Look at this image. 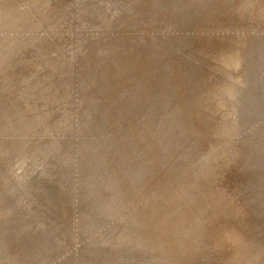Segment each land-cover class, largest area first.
<instances>
[{"label": "rangeland", "instance_id": "obj_1", "mask_svg": "<svg viewBox=\"0 0 264 264\" xmlns=\"http://www.w3.org/2000/svg\"><path fill=\"white\" fill-rule=\"evenodd\" d=\"M189 1L190 3H187ZM244 4H247V6H242ZM240 9H242V13ZM263 13L264 0H0V135L2 136L0 138V263L78 264L82 255L84 256V253H90V256L92 254L96 257L94 259V257L88 256V260L94 261V263L91 264H95L97 260V262H99V260L101 261L100 264H104L102 260L106 259L107 256L111 259V264H120L123 259L124 262L122 261L121 264H169L171 260L172 263L170 264H175L179 261L177 258L180 260L183 259L182 261H184H180L177 264H185L186 257L184 256H187L188 261L193 259L192 264H227L230 261L229 259L235 254V249L237 248L233 247L235 248L233 249L231 247L232 250L220 252L213 247L215 245L214 240L220 237V235L225 237L228 235V238L232 236L233 232L230 229L232 227L233 230H238V234L245 242V248L240 250L239 253V256L245 259L246 263L243 262V264H248L249 262L252 264L251 261L254 262L253 264H256L255 259H258V256H256L255 252H264V181H262V177H264V163L262 164V162H264V148L259 147L258 156L254 159L251 158L246 163L245 153L242 147L247 145V140L242 139L240 136L241 126L237 117L239 112H237L235 100H242L244 95H249L252 89H255L257 86H254L255 78H245V76L248 75L249 77L253 74L258 76L263 74L262 78L264 77V63H261V67L257 64L260 61L264 62V38H261L264 37ZM255 17H257V19L259 17V20L256 21ZM184 18L186 19L184 20ZM261 41L262 43H260ZM156 43L158 45H156ZM242 54L243 57L241 58ZM251 66L254 68L252 69ZM225 84L229 86L232 85L233 90L238 89L239 91L235 90L231 97L226 94L224 95L221 89ZM257 88H259L260 91L262 87L260 88L257 86L256 89ZM262 90L264 91V88ZM261 96L264 98L262 93ZM164 101L167 105L169 103L168 101L172 103L170 105L175 104L173 106H176L177 109V113H174L177 114L175 116L180 118L181 124L188 122L190 128L185 126V131L181 128L182 130L180 129V133L178 130L174 131L177 126V128H179L178 123L177 125L174 124L178 119L175 118V116L174 118L176 120L172 121L173 118L170 119L173 126L171 127V121L166 119L167 107H165ZM48 112L51 113V116ZM73 112L76 114L72 116L71 114ZM205 112L206 114H204ZM178 113L180 114L178 115ZM87 114L90 116L88 117ZM252 114L254 124L252 126L253 129H250V131H252L251 136L257 135L256 138L264 139L263 134H256L257 131H259L260 124L264 120V115L256 116L254 113ZM68 115L71 116L68 118ZM83 115L89 119L85 118ZM171 117H173V115H171ZM11 120H13V123ZM25 120L35 127H32L34 129L33 131L30 124ZM61 120L65 122H61ZM19 121H22L24 125L22 122L19 123ZM37 122L40 123L38 124ZM49 122L50 124H48ZM68 122H70L71 128H68L70 126ZM96 122L98 123L96 124ZM4 123L8 129L4 126ZM53 124H57L56 126L59 127L56 129L55 125L52 126ZM2 125L6 129H3ZM47 125H51V130L48 129ZM23 126H26L25 128L27 130L20 129V127ZM63 126L65 127L62 128ZM160 126L162 128L165 127L163 130H165L166 133H171L166 134L162 132ZM17 127L18 130L16 129ZM38 127H40L41 130L44 128L42 130L44 133H42L40 129L38 130ZM72 127H74L75 130ZM93 127L94 129L92 130ZM102 128H104V130ZM172 128L175 134L172 132ZM188 128L189 130L187 131ZM70 129L73 131L74 135L71 133L72 131ZM78 129L80 133H77L79 132ZM169 129H171V131ZM37 130L39 131L38 133ZM52 130L53 132H50ZM84 130H87V132ZM9 131L12 132V137ZM15 131H18V133L15 134ZM88 131L91 132V134ZM4 132L5 134H3ZM97 132L99 134H97ZM159 132L162 135L159 134ZM23 133L25 136L30 135L21 138ZM36 133L38 136H36ZM41 133L43 135H41ZM49 133L51 137H49ZM60 133L62 135H60ZM79 134L84 135L81 136ZM171 134L176 136L174 137ZM215 134L217 136H215ZM4 135H6V137ZM57 135L61 139H59ZM63 135L68 137L66 138V136L64 137ZM159 135L161 138H159ZM74 136L76 138H74ZM29 137L31 140H34L31 141ZM177 137H179V139H177ZM218 137L221 139H218ZM175 138L177 139L176 142ZM190 138H193V140L197 139L195 140L197 143ZM188 139L191 141L189 142ZM49 140H52L53 144L52 142L50 143ZM66 141H68V143ZM198 141L199 147H197ZM191 143H193L192 146ZM194 143H196L197 146ZM50 144L52 146H50ZM74 144H77V147L70 148V146H74ZM36 145H38L37 147L40 151L35 147ZM54 146L57 148L56 150L58 152L54 149ZM194 146L200 149V152L202 150V155L205 151L209 150V155L201 158L204 163L200 160V157L195 158L193 155L189 163L182 167L181 165L177 166L176 164L179 163L178 161H183V157L185 159V153H187L188 157L196 150V153L199 152L198 149L193 148ZM46 147L48 150H45L47 149ZM50 147H52L53 150ZM41 148H45L42 149V153L44 154L41 153ZM84 148L86 150H84ZM192 148L194 150H191ZM30 149L32 150L31 152ZM71 149L73 150L71 151ZM183 149L186 152H183ZM188 149L190 152H188ZM87 150L90 152H86ZM47 151H51L50 155L52 156H50ZM35 152H37V154ZM75 152L77 153L76 155H74ZM46 153L53 158H49ZM54 153L55 155H53ZM188 153L191 154L188 155ZM45 154L46 156H44ZM165 154L167 156L169 154V159ZM58 155L61 156L59 157ZM92 155L94 157H91ZM77 157L81 159L82 162L84 161L83 163L85 166L80 162L81 160H77ZM92 158H98L99 160H97L99 163L102 161L100 167L103 169L109 167L105 169V172L104 170H102L103 172L101 170L99 171L100 174L103 173L105 175L104 180L100 183L101 185L95 184L92 193H88V191L92 190L90 182H86V187H82L83 189L80 185L77 186L75 184L81 181V179L89 176V174L90 176L94 175L95 171H93L92 168L95 163H88L89 166L87 165V162H91L89 160ZM33 159L34 161L31 162L30 160ZM38 159L43 160L39 161ZM54 159L58 162L57 165L55 163V166L52 164L55 162ZM96 159L92 162H97ZM129 159L132 162H129ZM163 159L165 162H168L165 168L163 167ZM255 159H260V161ZM153 160H157V165L153 166L155 164ZM43 161L45 162L43 163ZM46 161L49 162L47 165L45 164ZM115 161L118 162L115 163ZM123 161L126 163L124 162V165L121 166ZM150 161L151 164H148ZM59 163L63 165V167L61 166L60 168ZM71 163L73 164V167L71 166L72 169L70 166H68L70 168H64V166L67 167V164L72 165ZM81 164L82 169L80 166ZM130 164L133 166L131 169L130 167L132 166ZM224 164L227 165L226 168H223L222 165ZM137 165L139 166L136 167ZM169 165H171V168ZM124 166L126 169L123 168ZM149 166L153 168V170L151 168L152 172ZM156 166L159 170L155 173L154 169H156ZM176 166L177 168L179 167L178 170L171 173L170 170H174L173 167ZM84 167L85 169L83 171ZM49 168L54 172H51ZM90 168L91 171L89 170ZM135 168L138 171L135 170ZM141 168L145 169L142 170ZM147 168L150 172L146 171ZM45 169L49 170H46L48 174L45 172ZM59 169L62 173L59 172ZM168 169L170 173H167ZM120 171L124 172L121 173ZM132 171L135 172V174ZM17 172L21 174L19 173L20 175H17ZM127 172L130 181L132 180L133 183L129 181L128 175H125ZM141 172L144 174L143 176ZM219 172L225 175H220ZM49 173H53L54 175L51 174L50 176ZM64 173H67V175L72 173L70 175L72 181L67 179V175ZM158 173L159 175H157ZM38 174L39 177H37ZM56 174L59 178L61 177L60 175L64 174L65 176L63 177L65 178L62 177V180H59ZM154 174L156 175L154 176ZM21 175L23 178L20 177ZM73 175L75 178H73ZM124 175L127 179L126 181ZM211 175H213V179L209 180ZM167 176H170V178H167ZM258 176H260L259 179ZM150 177L153 179L147 180L149 184L146 179H150ZM142 178L145 179L146 182ZM63 179L69 180L74 185L70 184L69 181L64 182ZM260 179L262 180L258 181ZM41 180L44 181L42 182ZM38 181L42 182V184H39L40 182ZM246 181L250 182L245 183ZM36 182L42 186L39 187ZM106 182L108 184L110 182V184L108 185ZM116 182L118 183L116 184ZM121 183L124 186L120 185ZM66 185L69 188L64 187ZM105 185H108V187ZM138 185L139 189H137ZM20 187L22 190H20ZM226 187L228 189L231 187V193L229 194V198L225 200L221 199L220 196L225 193ZM135 188L140 191L138 192ZM16 189H18V191ZM211 190H213V192H211ZM254 191L257 195H251L256 194ZM68 192L70 193L69 195ZM258 192H261L262 196ZM73 193L76 194L74 195ZM57 194L60 195L59 198L55 196ZM258 195H260L259 198L261 200L258 199ZM88 199L97 202V206L91 207L90 203L87 202ZM217 199L222 202H217ZM230 199L237 203V207L235 206L236 209L231 210V212L233 211V220L225 216V211H228L227 209L229 208L226 202ZM259 200L261 202H258V204L257 201ZM80 201L87 203L83 205ZM21 203H23V205ZM219 203L220 205H218ZM13 204L16 205L17 209L15 212L18 214H15V217L5 216L7 211L12 209ZM130 204L132 205L128 207ZM208 204L210 205L212 213L208 208ZM169 206L170 208H168ZM21 207H24L22 212H20ZM243 207H245V209ZM153 208L162 211L168 209L164 214L155 218V220L158 221H155L154 225H152V228H155V230H152V234L147 235L146 228L150 220L146 221L145 217H153L155 211ZM204 208L206 211H204ZM242 209L245 210L244 213ZM213 210L217 211L218 214ZM251 210H253L254 213L253 211L251 212ZM201 211H203V213ZM204 212L207 216L213 213H215L216 216L206 221L205 217L207 216L203 215ZM89 213L90 215L88 216ZM221 213L223 214L221 215ZM241 213L244 215H241ZM193 215L194 217H191ZM223 215L225 220L222 219L223 217H220ZM239 215L241 216L239 217ZM33 216L36 218L34 219ZM86 216L88 219H86ZM236 217L238 218L235 219ZM200 218L203 220H200ZM22 219H24V221L21 222L24 227L21 226V228H19L17 225H21V223L17 224V222ZM83 220H86V223H84ZM153 220L151 222H153ZM199 220L201 221L200 225L199 223H195ZM220 220L221 222H219ZM223 220L225 222H223ZM243 220L244 223L242 222ZM168 221L170 224H168ZM241 222L242 225H240ZM28 223L30 224L28 225ZM40 223L42 224L40 225ZM116 223L117 225H115ZM165 224L166 226H164ZM90 225L91 228H89ZM157 225H159L160 228ZM26 226L28 227L26 228ZM162 226H164L165 229H163ZM220 226L221 228L223 226L224 232L220 229ZM195 227L199 230V234H197L198 232ZM17 229H19L17 234L20 236L22 235V240L19 239L15 241L13 237L17 235ZM25 229L26 231H24ZM71 230H73V235ZM78 230L80 231L78 232ZM165 231H168V234H166ZM192 231L195 233L194 235ZM39 232L42 233V235ZM48 234L53 235L51 238L49 237V240H46V235ZM108 234L112 240L115 239V241L118 242L115 243V246H113L114 248L109 247L110 243L105 245L106 242H104V246L101 247V245H103L101 236ZM132 234L136 235L133 237ZM67 235L69 236L67 237ZM180 235L182 236L180 237ZM251 235L253 237H251ZM146 236L148 239H145L147 238ZM191 236L194 237L192 238ZM70 237H72V239ZM149 237L152 241L151 243L146 241H150ZM161 237L163 239L167 238L165 240H168L169 244L168 241L161 240ZM178 237L182 240L180 239V241ZM160 240L161 242H157ZM242 240L240 241L243 242ZM249 240L252 242H249ZM45 241H47V243ZM187 241H189V243ZM261 242H263V245H259ZM252 243L254 245L257 244L253 247L254 245L251 246ZM157 244L159 245L156 247L155 245ZM172 244L174 246H172ZM190 245H192L193 248ZM229 245H227V247H229ZM154 246L157 249L160 248L158 251L156 249L157 253L154 250ZM128 248H132V251H129ZM166 248L167 250L169 248L172 250L169 249L167 251ZM173 249H176L175 255H177V257L173 254L175 252ZM249 249L252 253L248 251ZM47 250L52 253H49ZM161 252L164 253V256ZM193 253H196L195 256ZM222 253H226L227 255L225 254L223 257ZM168 256L169 258H167ZM193 257L197 259H195V262ZM252 257L253 259H251ZM164 258L166 259L164 260ZM172 258H174L175 263ZM261 258L264 261V254L261 255ZM259 260L261 259L259 258ZM256 262L260 264V261L258 262L257 260ZM188 263L189 262L186 264Z\"/></svg>", "mask_w": 264, "mask_h": 264}, {"label": "bare ground", "instance_id": "obj_2", "mask_svg": "<svg viewBox=\"0 0 264 264\" xmlns=\"http://www.w3.org/2000/svg\"><path fill=\"white\" fill-rule=\"evenodd\" d=\"M131 1H132V0H131ZM155 1H156V0H155ZM159 1H160V0H159ZM181 1H182V0H181ZM89 2H90V1H89ZM100 2H101V1H100ZM153 2H154V1H153ZM177 2H178V1H177ZM192 2H193V1H192ZM111 3H112V1H111ZM117 3H118V2H117ZM187 3H190V1L187 2ZM187 3H186V4H187ZM243 3H244V2H243ZM72 4H73V3H72ZM95 4H96V3H95ZM115 4H116V3H115ZM179 4H180V3H179ZM181 4H182V3H181ZM195 4H196V3H195ZM250 4H251V3H250ZM156 5H157V4H156ZM224 5H226V4H224ZM113 6H114V5H113ZM189 6H190V5H189ZM242 6L246 7L247 4H246V5L244 4V5H242ZM255 6H256V5H255ZM115 7H116V5H115ZM122 7H123V6H122ZM160 7H162V6H160ZM186 7H187V6H186ZM209 7H210V6H209ZM19 8H20V7H19ZM80 8H81V7H80ZM92 8H93V7H92ZM183 8H184V7H183ZM193 8H194V7H193ZM253 8H254V7H253ZM253 8H252V9H253ZM15 9H16V8H15ZM116 9H118V8H116ZM168 9H169V8H168ZM242 9H244V8H242ZM242 9H240L241 11L239 10L241 13H242ZM94 10H95V9H94ZM102 10H104V9H102ZM114 10H115V9H114ZM245 10H246V9H245ZM177 11H178V10H177ZM192 12H193V11H192ZM196 12H197V11H196ZM4 13H5V12H4ZM10 13H11V12H10ZM50 13H51V12H50ZM190 13H191V12H190ZM190 13H189V14H190ZM197 13H198V12H197ZM181 14H182V13H181ZM239 14H240V13H239ZM263 14H264V13H263ZM195 15H196V14H195ZM256 16H257V15H256ZM191 18H192V17H191ZM263 18H264V16H263ZM185 19H186V18H184V20H185ZM255 19H256V21H257V20H259V17H258V19H257V17H255ZM186 22H187V20H186ZM183 23H185V22H183ZM176 24H177V23H176ZM54 25H55V24H54ZM232 25H233V24H232ZM171 27H172V26H171ZM0 28H1V27H0ZM102 28H103V27H102ZM245 28H246V27H245ZM53 29H54V28H53ZM245 30H246V29H245ZM225 31H226V30H225ZM247 31H248V30H247ZM10 32H11V31H10ZM52 32H53V31H52ZM69 32H70V31H69ZM180 33H181V32H180ZM239 33H240V32H239ZM243 33H244V32H243ZM41 34H42V33H41ZM71 34H72V33H71ZM55 35H56V34H55ZM246 35H247V34H246ZM263 35H264V34H263ZM34 36H35V35H34ZM239 36H240V35H239ZM244 36H245V35H244ZM151 37H152V36H151ZM9 38H10V37H9ZM79 38H80V37H79ZM225 38H226V37H225ZM261 38H264V37H261ZM261 38H260V39H261ZM244 39H245V38H244ZM246 39H247V38H246ZM92 40H93V39H92ZM162 40H163V39H162ZM262 40H263V39H262ZM179 42H180V41H179ZM260 43H262V41H261ZM171 44H172V43H171ZM181 44H182V43H181ZM256 44H257V43H256ZM156 45H158V44L156 43ZM179 45H180V44H179ZM73 46H74V45H73ZM256 46H258V45H256ZM221 47H222V46H221ZM261 47H262V46H261ZM179 48H180V47H179ZM173 49H174V48H173ZM180 49H181V48H180ZM213 49H214V48H213ZM239 49H240V48H239ZM71 51H72V50H71ZM189 51H190V50H189ZM238 51H239V50H238ZM77 52H78V51H77ZM220 52H221V51H220ZM232 53H233V52H232ZM234 53H235V52H234ZM244 53H245V51H244ZM260 53L262 54L261 51H260ZM70 54H71V53H70ZM238 54H239V53H238ZM43 55H44V54H43ZM206 55H207V54H206ZM230 55H231V54H230ZM233 55H235V54H233ZM235 56H236V55H235ZM214 57H215V56H214ZM233 57H234V56H233ZM242 57H243V54H242L241 58H242ZM244 57L247 58L246 56H244ZM215 58H216V57H215ZM238 58H240V57H238ZM245 58H244V59H245ZM4 59H5V58H4ZM70 60H71V59H70ZM75 60H76V59H75ZM75 60H74V61H75ZM215 60H216V59H215ZM260 60H261V58H260ZM115 61H116V60H115ZM209 61H210V60H209ZM258 61H259V60H258ZM139 63H140V62H139ZM205 63H206V62H205ZM217 63H218V62H217ZM261 63L263 64L264 62H261V61H260V62L257 63V64H259V66H260ZM206 64H207V63H206ZM0 65H1V64H0ZM256 66H257V65H256ZM51 67H52V66H51ZM192 67H193V66H192ZM244 67H245V66H244ZM254 67H255V65H254ZM254 67L251 66L252 69H253ZM257 67H258V66H257ZM257 67H256V68H257ZM260 67H261V66H260ZM260 67H259V68H260ZM263 67H264V66H263ZM263 67H262V69H263ZM176 68H177V67H176ZM245 68H246V67H245ZM259 68H258V69H259ZM212 69H213V68H212ZM191 70H192V69H191ZM247 70H248V69H247ZM255 70H256V69H255ZM263 70H264V69H263ZM248 71H249V70H248ZM248 71H247V73H248ZM250 72H251V71H250ZM257 72H258V71H257ZM257 72H254V73H257ZM221 73H222V72H221ZM251 73H253V72H251ZM258 74H259V73H258ZM50 76H51V75H50ZM244 76H245V75H244ZM262 76H263V74H262V75L260 74V75H258V76H255V74L250 75L249 77H248V75L245 76V78H251V77L255 78L254 86L257 85L258 87H260V88L262 87V88H261L260 91H259V88L256 89L257 86L255 87V89L252 87L253 89H252V91L250 92L249 95H244L243 98H242V100H240V101L235 100V103H236L235 106H236L237 112H239V113L237 114V117H238V119H239L240 126H241V127H240V128H241V134H240V136L242 137V139L247 140V141H246L247 145L244 146V147H242L243 152L245 153L246 163H247V161L250 160L251 158L254 159V158H256V157L258 156V152H259L258 149H259V147L264 148V139L256 138L257 135H252V136H251L252 131H250V129H253L252 126H253V124H254L253 114H252V113H254L256 116L264 115V98L261 96V93H262V95L264 96V91L262 90V89L264 88V87H263V84H264V81H263L264 79H263V78H264V77L262 78ZM86 77H87V76H86ZM150 77H151V76H150ZM85 79H86V78H85ZM208 79H209V78H208ZM262 79H263V80H262ZM88 80H89V79H88ZM210 81H211V80H210ZM210 81H209V82H210ZM89 83H90V82H89ZM176 83H177V81H176ZM207 83H208V82H207ZM244 83H245V82H244ZM84 85H85V84H84ZM96 85H97V84H96ZM197 85H198V84H197ZM87 86H88V85H87ZM201 86H203V85H201ZM242 86H243V85H242ZM85 87H86V86H85ZM198 87H199V86H198ZM30 88H31V87H30ZM232 88H233L232 85L229 86V85L225 84V85L223 86V88L221 89V91H222V93H223L224 95L226 94L227 96L231 97L232 94H233V92H234L235 90L239 91L238 89L233 90ZM43 89H44V88H43ZM46 89H47V88H46ZM176 89H177V88H176ZM41 90H42V89H41ZM55 90H56V89H55ZM180 91H182V90H180ZM175 92H176V91H175ZM181 93H182V92H181ZM215 94H216V93H215ZM43 96H44V95H43ZM74 96H75V95H74ZM185 96H186V95H185ZM194 97H195V96H194ZM207 97H208V96H207ZM80 98H81V97H80ZM167 98H168V97H167ZM187 98H188V97H187ZM180 99H181V98H180ZM180 99H179V100H180ZM207 99H208V98H207ZM182 100H183V99H182ZM202 100H203V99H202ZM208 101H209V100H208ZM164 102H165V101H164ZM168 102H169V103H168L169 106H168L167 103L165 102V105H166L165 107H167V108H166V109H167V110H166V119H167L168 121H169L170 119H172V118H173L172 121H173V120H176L175 118L178 119V121L174 122V124L177 125V123H178V124H179V128H177L178 126H177V127L174 126V127H176L174 131H177V130H178V132H179L180 129H181V128L184 129L185 126L190 128L188 122H187V123H182V124H181V120H180V118H178V116H175V115H177V114H174V113L176 112V110H177V109H176V106L173 107L175 104L170 105V104H172V103H171L170 101H168ZM210 102H211V101H210ZM162 103H163V102H162ZM181 103H182V102H181ZM43 104H44V103H43ZM163 105H164V104H163ZM203 105H204V104H203ZM209 105H210V104H209ZM158 107H160V106H158ZM165 107H164V108H165ZM208 109H209V107H208ZM258 110H259V111H258ZM69 111H70V110H69ZM85 111H86V110H85ZM86 112H87V111H86ZM178 112H179V111H178ZM203 112H204V111H203ZM209 112H210V111H209ZM234 112H235V111H234ZM237 112H236V113H237ZM19 113H20V111H19ZM19 113H18V116H19ZM48 113H49L50 116H51V113H50V112H48ZM62 113H63V112H62ZM67 113H68V111H67ZM87 113H88V112H87ZM176 113H177V112H176ZM73 114H74V112H73L71 115L73 116ZM75 114H76V113H75ZM75 114H74V115H75ZM94 114H95V113H94ZM179 114H180V113H178V115H179ZM204 114H206V112H205ZM71 115H68V118H69V116H71ZM171 115H173V117H171ZM15 116H16V115H15ZM20 116H21V115H20ZM42 116H43V115H42ZM47 116H48V115H47ZM83 116H84V115H83ZM87 116H88V114H87ZM89 116H90V115H89ZM89 116H88V117H89ZM100 116H101V115H100ZM174 116H175V118H174ZM205 116H208V115H205ZM209 116H210V114H209ZM24 117H25V116H24ZM84 117L87 118L86 116H84ZM84 117H83V118H84ZM210 117H211V116H210ZM16 118H19V117H16ZM43 118H44V117H43ZM48 118H49V116H48ZM71 118H72V117H71ZM77 118H79V117H77ZM77 118H76V119H77ZM20 119H21V118H20ZM40 119H41V117H40ZM73 119H74V118H73ZM87 119H89V118H87ZM92 119H93V118H92ZM124 119H125V118H124ZM153 119H154V118H153ZM210 119H211V118H210ZM13 120H15V119H13ZM13 120H11V122H12ZM42 120H43V119H42ZM46 120H47V119H46ZM64 120H65V119H64ZM64 120H61V122H62V121L65 122ZM67 120H68V119H67ZM82 120H83V119H82ZM82 120H81V121H82ZM22 121H23V120H22ZM22 121H19V123H21ZM25 121H26V120H25ZM25 121H24V123H25ZM37 121H39V120H37ZM40 121H41V120H40ZM68 121H69V120H68ZM79 121H80V120H79ZM86 121H87V120H86ZM89 121H90V120H89ZM170 121H171V120H170ZM172 121H171V123H170L171 127H173V126H172ZM11 122H10V123H11ZM17 122H18V121H17ZM26 122H27V121H26ZM87 122H88V121H87ZM98 122H99V121H98ZM98 122H96V124H97ZM208 122H209V120H208ZM12 123H13V122H12ZM19 123H18V124H19ZM27 123H29V122H27ZM31 123H33V122H31ZM37 123H38V122H37ZM39 123H40V122H39ZM39 123H38V124H39ZM59 123H60V122H59ZM69 123H70V122H68V124H69ZM93 123H95V122H93ZM148 123H149V122H148ZM166 123H167V122H166ZM168 123H169V122H168ZM22 124H23V122H22ZM22 124H21V125H22ZM29 124H30V123H29ZM48 124H50V122H49ZM72 124H73V123H72ZM75 124H76V123H75ZM87 124H89V123H87ZM90 124H91V122H90ZM174 124H173V125H174ZM23 125H24V124H23ZM34 125H35V124H34ZM54 125H55V124H53L52 126H54ZM56 125H57V124H56ZM56 125H55V126H56ZM64 125H65V124H64ZM66 125H67V123H66ZM69 125H70V126H69V127L67 126V127H68V128H71V124H69ZM162 125H163V122H162ZM202 125H203V124H202ZM205 125H206V124H205ZM205 125H204V127H205ZM4 126H6L5 123H4ZM4 126L2 125L3 129H6V128H4ZM9 126H10V125H9ZM14 126H15V125H14ZM14 126H13V127H14ZM35 126H36V125H35ZM47 126H48V129H50V126H51V125H47ZM47 126H46V127H47ZM73 126H74V125H73ZM87 126H88V125H87ZM89 126H90V125H89ZM92 126H93V125H92ZM96 126H97V125H96ZM163 126H164V125H163ZM166 126H167V125H166ZM6 127H7V126H6ZM25 127H26V126H25ZM25 127H24V126H23V127H20V129L22 128V129L27 130ZM30 127H31V129H32V131H33L34 129H33L32 127H34V126L30 124ZM30 127H29V128H30ZM57 127H59V126H56V129H57ZM60 127H61V125H60ZM64 127H65V126H63L62 128H64ZM67 127H66V128H67ZM81 127H82V126H81ZM130 127H131V126H130ZM160 127H161V126H160ZM160 127H159V128H160ZM167 127H169V126H167ZM167 127H166V128H167ZM194 127H195V126H194ZM9 128H11V127H9ZM34 128H35V127H34ZM36 128H37V126H36ZM41 128H42V127H41ZM51 128H52V127H51ZM53 128H54V127H53ZM72 128H74V127H72ZM90 128H91V126H90ZM98 128H99V127H98ZM98 128H97V129H98ZM161 128H162V127H161ZM163 128H165V127H163ZM163 128L160 129V130H162V132H165V130H163ZM189 128L187 129V131L189 130ZM210 128H211V127H210ZM3 129H2V130H3ZM7 129H8V127H7ZM16 129L18 130V127H17ZM39 129H40V127H38V130H39ZM43 129H44V128H43ZM43 129H42V130H43ZM59 129H60V128H59ZM82 129H83V128H82ZM82 129H81V130H82ZM85 129H86V126H85ZM93 129H94V127L92 128V130H93ZM99 129H100V128H99ZM99 129H98V130H99ZM102 129L104 130V128H102ZM105 129H106V128H105ZM113 129H114V128H113ZM167 129H168V128H167ZM185 129H186V128H185ZM185 129H184V131H185ZM9 130H11V129H9ZM14 130H15V128H14ZM38 130H37V133L39 132ZM40 130H41V129H40ZM42 130H41V131H42ZM45 130H47V129H45ZM50 130H51V129H50ZM60 130H61V129H60ZM60 130H59V132H60ZM70 130H71V129H70ZM74 130H75V128H74ZM76 130H77V129H76ZM90 130H91V129H90ZM92 130H91V132H92ZM100 130H101V129H100ZM103 130H102V131H103ZM106 130H107V129H106ZM108 130H109V129H108ZM128 130H129V129H128ZM169 130L171 131V129H169ZM181 130H182V129H181ZM201 130H202V129H201ZM258 130H259V131H257L256 134L259 133V134H263V135H264V120H263L262 123L260 124V127H259ZM62 131H63V130H62ZM65 131H66V129H65ZM68 131H69V130H68ZM71 131H72V130H71ZM71 131H70V132H71ZM78 131H79V129H78ZM84 131L87 132V130H84ZM96 131H97V130H96ZM113 131H114V130H113ZM174 131H173V128H172V132H174ZM191 131H192V130H191ZM212 131H214V130H212ZM212 131H211V132H212ZM5 132H6V131H5ZM5 132H4L3 134H5ZM7 132H8V131H7ZM9 132H10V131H9ZM12 132H13V130H12ZM12 132H10L11 137H12ZM23 132H24V131H23ZM50 132H53V130L50 131ZM55 132H56V131H55ZM75 132H76V131H75ZM88 132H89V131H88ZM91 132H89V133L91 134ZM104 132H105V131H104ZM111 132H112V131H111ZM111 132H110V133H111ZM157 132H158V131H157ZM178 132H177V133H178ZM182 132H183V131H182ZM1 133H2V131H1ZM13 133H14V132H13ZM16 133H18V131H15V134H16ZM29 133H30V132H29ZM33 133H35V132H33ZM37 133H36V134H37ZM42 133H44V132L42 131ZM42 133H41V135H43ZM57 133H58V132H57ZM57 133H56V134H57ZM63 133H64V132H63ZM71 133L73 134V131H72ZM77 133H80V131L77 132ZM77 133H76V134H77ZM101 133L104 134L103 132H101ZM101 133H100V134H101ZM105 133H106V132H105ZM165 133H166V132H165ZM167 133H169V132H167ZM167 133H166V134H167ZM170 133H171V132H170ZM170 133H169V134H170ZM179 133H180V132H179ZM179 133H178V134H179ZM184 133H186V132H184ZM190 133H191V132H190ZM6 134H7V133H6ZM10 134H8V135H10ZM25 134H27V133H25ZM30 134H31V133H30ZM30 134H29V135H30ZM51 134H53V133H51ZM65 134H66V133H65ZM72 134H71V135H72ZM94 134H95V133H94ZM97 134H99V133L97 132ZM97 134H96V135H97ZM159 134H161V133L159 132ZM174 134H175V132H174ZM188 134H189V133H188ZM8 135H7V136H8ZM23 135H24V133H23ZM23 135L21 136V138H22V137H28V136H29V135H28V136H25V135L23 136ZM31 135H32V134H31ZM47 135H48V131H47ZM60 135H62V134L60 133ZM73 135H74V134H73ZM79 135H81V134H79ZM83 135H84V134H82L81 136H83ZM122 135H123V134H122ZM161 135H162V134H161ZM163 135H164V134H163ZM171 135H172V134H171ZM171 135H170V136H171ZM179 135H180V134H179ZM189 135H190V134H189ZM4 136L6 137V135H4ZM17 136H18V134H17ZM17 136H16V137H17ZM36 136H38V134H37ZM44 136H45V134H44ZM53 136H54V135H53ZM57 136H58V135H57ZM63 136H64V135H63ZM63 136H61V137H63ZM65 136H66V135H65ZM65 136H64V137H65ZM81 136H80V137H81ZM94 136H95V135H94ZM103 136H104V135H103ZM110 136H111V135H110ZM165 136H166V135H165ZM172 136H174V135H172ZM175 136H176V135H175ZM175 136H174V137H175ZM181 136H182V135H181ZM183 136H184V135H183ZM215 136H217V135L215 134ZM1 137H2V136L0 135V138H1ZM11 137H10V138H11ZM18 137H19V136H18ZM30 137L34 138L35 135H34V137H33V136H30ZM30 137H29V139H30ZM46 137H48V136H46ZM49 137H51V136H50V133H49ZM67 137H68V136H66V138H67ZM89 137H90V136H89ZM121 137H122V136H121ZM186 137H187V135H186ZM190 137H191V136H190ZM250 137H251V139H250ZM8 138H9V136H8ZM36 138H37V137H36ZM41 138H42V137H41ZM58 138L61 139L59 136H58ZM74 138H76V137L74 136ZM84 138H85V137H84ZM84 138H82V139H84ZM100 138H101V136H100ZM100 138H98V139H100ZM159 138H161L160 135H159ZM162 138H163V137H162ZM182 138H183V137H182ZM184 138H185V136H184ZM200 138H201V137H200ZM19 139H20V138H19ZM37 139H38V138H37ZM54 139H55V138H54ZM56 139H57V137H56ZM59 139H58V140H59ZM62 139H65V138H62ZM78 139H79V138H78ZM95 139H96V138H95ZM101 139H102V138H101ZM106 139H107V138H106ZM172 139H173V137H172ZM177 139H179V137H177ZM177 139L175 138V142H176ZM180 139H181V137H180ZM190 139H191V138H190ZM218 139H221V138L218 137ZM248 139H250V140H248ZM27 140H28V138H27ZM30 140H31V139H30ZM33 140H34V139H32L31 141H33ZM44 140H45V139H44ZM52 140H53V139H52ZM52 140H51V141L49 140L50 143L52 142ZM85 140H86V138H85ZM170 140H171V139H170ZM188 140H189V139H188ZM191 140H193V138H192ZM191 140H189V142H190ZM195 140H197V139H195ZM195 140H193V141H195ZM54 141H55V140H54ZM56 141H57V140H56ZM61 141H62V140H61ZM80 141H81V140H80ZM164 141H165V140H164ZM171 141H172V140H171ZM66 142L68 143V141H66ZM74 142H75V141H74ZM83 142H84V141H83ZM96 142H97V141H96ZM96 142H95V143H96ZM184 142H185V141H184ZM187 142H188V141H187ZM195 142L197 143V141H195ZM54 143H55V142H54ZM69 143H70V142H69ZM102 143H103V142H102ZM159 143H160V142H159ZM196 143H194V144H196ZM206 143H208V142H206ZM40 144H41V143H40ZM52 144H53V142H52ZM58 144H59V142H58ZM192 144H193V143H191V146H192ZM200 144H201V143H200ZM202 144H204V143H202ZM72 145H73V142H72ZM76 145H77V144H76ZM76 145L74 144V146H70V145H69V146H70V148H71V147H75ZM95 145H96V144H95ZM37 146H38V145H36L35 147H37ZM42 146H43V145H42ZM50 146H52V145L50 144ZM186 146H188V145H186ZM191 146H190V147H191ZM196 146H197V144H196ZM39 147H40V145H39ZM47 147H48V146H47ZM47 147H46V148H47ZM59 147H61V146H59ZM59 147H58V148H59ZM76 147H77V146H76ZM95 147H96V146H95ZM154 147H155V145H154ZM190 147H189V148H190ZM197 147H199V141H198V146H197ZM6 148H7V147H6ZM8 148H9V147H8ZM37 148H38V147H37ZM50 148H52V147H50ZM144 148H145V147H144ZM185 148H186V147H185ZM193 148H194V149H198V148H195V146H194ZM193 148H192L191 150H194ZM210 148H211V147H210ZM31 149H32V147H31ZM31 149H30V152L32 151ZM33 149H34V148H33ZM42 149H45V148H41V153H42V151H43ZM54 149L56 150L57 148H55V146H54ZM60 149H61V148H60ZM65 149H66V148H65ZM86 149H87V147H86ZM86 149L84 148V150H86ZM147 149H148V147H147ZM150 149H151V148H150ZM9 150H10V149H9ZM18 150H20V149H18ZM38 150H39V148H38ZM45 150H48V148L45 149ZM52 150H53V148H52ZM52 150H51V151H52ZM55 150H54V151H55ZM68 150H69V149H68ZM72 150H73V149H71V151H72ZM152 150H153V149H152ZM174 150H175V149H174ZM183 150H184V149H183ZM183 150H182V151H183ZM186 150H187V149H186ZM198 150H199V152H197V153H196L197 150H196L195 152L192 151V152H193L192 154H191V153H188V155L191 154V156H188V157H187V153H185V155H186V156H185V159H186V160H185L184 157H183V158H182L183 161H178L179 163H177L176 165H177V166H178V165H181V167L184 166L185 164H187V163H189V162L191 161L193 155H194L195 158L200 157V160H201V158H203L204 156L209 155V150L205 151V153H204L203 155H202V153H201L202 150H201V152H200V149H198ZM12 151H13V150H12ZM39 151H40V150H39ZM51 151H50V152H51ZM56 151H57V150H56ZM56 151H55V152H56ZM61 151H62V150H61ZM65 151H66V150H65ZM76 151H77V150H76ZM147 151H148V150H147ZM177 151H178V150H177ZM182 151H181V152H182ZM3 152H4V151H3ZM16 152H18V151H16ZM16 152H15V153H16ZM47 152H49V151H47ZM50 152H49V155H50ZM57 152H58V151H57ZM57 152H56V153H57ZM59 152H60V151H59ZM66 152H67V151H66ZM80 152H81V150H80ZM86 152H90V151L87 150ZM86 152H83V153H86ZM95 152H96V150H95ZM95 152H94V153H95ZM145 152H146V151H145ZM148 152H149V151H148ZM166 152H168V151H166ZM170 152H171V151H170ZM183 152H186V151L184 150ZM183 152H182V153H183ZM188 152H190L189 149H188ZM6 153H7V152H6ZM6 153H5V154H6ZM32 153H33V152H32ZM35 153L37 154V152H35ZM60 153H61V152H60ZM73 153H74V151H73ZM78 153H79V152H78ZM129 153H130V152H129ZM149 153H151V152H149ZM8 154H9V153H8ZM27 154H28V153H27ZM42 154H44V153H42ZM46 154H47V153H46ZM46 154H45L44 156H46ZM68 154H69V153H68ZM70 154L73 155L72 153H70ZM76 154H77V153L75 152L74 155H76ZM91 154H92V153H91ZM97 154H98V153H97ZM145 154H146V153H145ZM166 154H167V153H166ZM166 154H165V155H166ZM38 155H39V154H38ZM47 155H48V154H47ZM49 155H48V156H49ZM53 155H55V153H54ZM61 155H62V154H61ZM61 155H58V156L60 157ZM81 155H82V154H81ZM83 155H84V154H83ZM89 155H90V154H89ZM95 155H96V154H95ZM100 155H101V154H100ZM130 155H131V154H130ZM179 155H180V154H179ZM29 156H30V155H29ZM35 156H36V155H35ZM48 156H47V157H48ZM50 156H52V155H50ZM50 156H49V158H51ZM86 156H87V155H86ZM97 156H98V155H97ZM116 156H117V155H116ZM125 156H126V155H125ZM166 156H167V155H166ZM166 156H164V157H166ZM171 156H172V155H171ZM180 156H183V155H180ZM180 156H179V157H180ZM30 157H31V156H30ZM33 157H34V156H33ZM37 157H38V156H37ZM41 157H42V156H41ZM54 157H55V156H54ZM78 157H79V156H78ZM78 157H77V160H81V159H79ZM82 157H84V156H82ZM87 157H88V156H87ZM91 157H94V156L92 155ZM95 157H96V156H95ZM99 157H100V156H99ZM99 157H98V158H99ZM145 157H146V156H145ZM149 157H150V156H149ZM155 157H156V156H155ZM162 157H163V155H162ZM167 157H168V159H169V154H168ZM35 158H36V157H35ZM43 158H44V157H43ZM52 158H53V157H52ZM52 158H51V159H52ZM98 158H97V159H98ZM103 158H104V157H103ZM117 158H118V157H117ZM121 158H122V157H121ZM2 159H3V158H2ZM29 159H30V158H29ZM55 159H57V158H55ZM55 159H54V160H55ZM74 159H76V158H74ZM92 159H93V158H92ZM92 159H90V160L88 159V160L91 161V162H87V165H88V163H95V164H93L94 166L92 165V166H93L92 170L95 171V172H94V175H91V176H90V174H89V176H87L86 178L81 179V181H79V182H77V184H75V185H77V186L80 185L81 188H82V187L85 188V187H86L85 183H86V182H90V183H91V186H92V187H91L92 190H91V191H88V193H90V192L92 193V191H93V187H94L95 184H96V185H97V184H100V183L102 182V180H104L105 175H104L103 173H102L103 175L100 174L99 171H100V170H101V171L104 170V172H105V169H107V168L109 167V166H108V167H106L105 169H103L102 167H100V164H101L102 161L99 163V162H98L99 159L97 160V159L95 158V159L97 160V162H92V161H95V159H93V160H92ZM100 159H101V158H100ZM115 159H116V158H115ZM150 159H151V158H150ZM150 159H149V160H150ZM152 159H153V157H152ZM155 159H157V158H155ZM158 159H159V158H158ZM161 159H162V158H161ZM166 159H167V158H166ZM176 159H177V158H176ZM38 160H39V159H38ZM38 160H37V161H38ZM41 160H43V159H40L39 161H41ZM71 160H72V159H71ZM83 160H84V159H83ZM101 160H102V159H101ZM116 160H117V159H116ZM124 160H125V159H124ZM141 160H142V159H141ZM163 160H164V159H163ZM203 160H204V159H203ZM255 160L260 161V159H255ZM30 161L32 162V161H34V159H33V160H30ZM48 161H49V160H48ZM56 161H57V160H55V162L52 161V162H54V163L51 162V163L53 164V166H55V163H56V165H57L58 162H56ZM58 161H61V160H58ZM73 161H74V160H73ZM73 161H68V162H73ZM85 161H86V160H85ZM126 161H127V160H126ZM151 161H152V160H151ZM151 161H150V163H148V164H151ZM156 161H157V160H156ZM156 161L153 160V162H155L154 165H153V163H152L153 166L157 165V164H156V163H157ZM168 161H169V160H168ZM174 161H175V160H174ZM201 161H202V160H201ZM44 162H45V161H43V163H44ZM68 162H66V163H68ZM74 162H75V161H74ZM76 162H78V161H76ZM80 162H82V160H81ZM80 162H79V163H80ZM83 162H84V161H83ZM83 162H82V163H83ZM112 162H113V160H112ZM116 162H118V161H115V163H116ZM124 162H125V161H123V162L121 163V164H122L121 166L124 165ZM127 162H128V161H127ZM129 162H132V161L129 159ZM175 162H176V161H175ZM175 162H174V163H175ZM202 162H203V161H202ZM33 163H34V162H33ZM35 163H36V161H35ZM40 163H41V162H40ZM43 163H42V165H43ZM47 163H49V162L46 161L45 164L47 165ZM113 163H114V162H113ZM125 163H126V162H125ZM141 163H142V162H141ZM167 163H168V162H167V161L165 162V160H164V162H163V167H164V168H165V166L167 165ZM203 163H204V162H203ZM226 163H229V162H226ZM263 163H264V162H262V164H263ZM59 164H60V163H59ZM59 164H58V166H59ZM63 164H65V163H63ZM69 164H70V163H69ZM71 164H72V163H71ZM77 164H78V163H77ZM83 164H84V163H83ZM110 164H111V162H110ZM117 164H118V163H117ZM169 164H170V162H169ZM172 164H173V162H172ZM29 165H30V163H29ZM31 165H32V164H31ZM42 165H40V166H42ZM78 165H79V164H78ZM127 165H128V164H127ZM130 165L132 166V164H130ZM130 165H129V166H130ZM144 165H145V163H144ZM197 165H198V164H197ZM24 166H25V165H24ZM36 166H37V165H36ZM43 166H44V165H43ZM43 166H42V167H43ZM49 166H50V165H49ZM61 166L63 167V165L60 164V168H61ZM68 166H70V167L72 166V167H73V164H72V165H68V164H67V167L64 166V168H70V167H68ZM74 166H75V165H74ZM80 166H81V169H82V164H81ZM80 166H79V167H80ZM83 166H85V164H84ZM88 166H89V165H88ZM111 166H112V165H111ZM116 166H117V165H116ZM125 166H126V165H125ZM125 166L123 167L124 169H126ZM129 166H128V167H129ZM138 166H139V165H137L136 167H138ZM141 166H142V165H141ZM177 166H176V167H173L174 170L171 169L170 172H171V173H174L175 170L177 171L178 168H179V167L177 168ZM222 166H223V168H226L227 165L224 164V165H222ZM222 166H221V167H222ZM33 167H34V166H33ZM72 167H71V169H72ZM76 167H77V165H76ZM99 167H100V168H99ZM103 167H104V166H103ZM134 167H135V166H134ZM144 167H145V166H144ZM149 167H150V166H149ZM169 167L171 168V165H169ZM26 168L28 169L27 166H26ZM37 168H38V167H37ZM45 168H46V167H45ZM52 168H53V167H52ZM54 168H55V167H54ZM74 168H75V167H74ZM74 168H73V169H74ZM86 168H87V167H86ZM110 168H111V167H110ZM119 168H120V167H119ZM131 168H133V166L130 167V169H131ZM151 168H152V167H150V170H151ZM155 168H156V169H154V170H155V173H156V171L159 170V168H157V166H156ZM164 168H163V169H164ZM170 168H169V169H170ZM175 168H177V169H175ZM187 168H188V166H187ZM258 168H259V167H258ZM23 169H25V168H23ZM40 169H41V168H40ZM62 169H63V168H62ZM62 169H61V170H62ZM78 169H79V168H78ZM84 169H85V167L83 168V171H84ZM121 169H122V168H121ZM130 169H129V170H130ZM141 169L144 170L145 168H141ZM163 169H161V170H163ZM169 169H168L167 173H170V172H169ZM29 170H30V167H29ZM41 170H42V169H41ZM41 170H40V172H41ZM43 170H44V168H43ZM46 170H48V169H45V172H47ZM49 170L51 171L50 168H49ZM49 170H48V171H49ZM54 170H55V169H54ZM56 170H57V169H56ZM68 170H69V169H68ZM68 170H67V171H68ZM74 170H75V169H74ZM89 170L91 171V168H90ZM112 170H113V169H112ZM117 170H118V169H117ZM135 170H137V169L135 168ZM139 170H140V168H139ZM152 170H153V168H152ZM152 170H151V172H152ZM164 170H165V169H164ZM26 171H28V170H26ZM35 171H36V170H35ZM62 171H63V170H62ZM75 171H76V170H75ZM93 171H92V172H93ZM106 171H107V170H106ZM133 171H134V169H133ZM133 171H132V172H133ZM137 171H138V170H137ZM137 171H136V172H137ZM140 171H141V170H140ZM146 171H147V172H150V171H148V168H147ZM259 171H260V170H259ZM28 172H29V171H28ZM32 172H33V171H32ZM51 172H54V171L52 170ZM59 172H61L60 169H59ZM68 172H70V171H68ZM102 172H103V171H102ZM107 172H108V171H107ZM120 172H121V171H120ZM122 172H124V171H122ZM122 172H121V173H122ZM142 172H143V171H142ZM142 172H141V174H142V176H143L144 174H143ZM147 172H146V173H147ZM153 172H154V171H153ZM158 172H159V171H158ZM162 172H163V171H162ZM17 173H18V172H17ZM19 173H20V172H19ZM19 173H18L17 175H20V174H21V173H20V174H19ZM23 173H24V172H23ZM61 173H62V172H61ZM90 173H91V172H90ZM133 173L135 174V172H133ZM133 173H129V174H133ZM137 173H138V172H137ZM137 173H136V174H137ZM159 173H160V172H159ZM159 173H158L157 175H159ZM164 173H165V171H164ZM219 173H220V175H225V174H222V172H219ZM42 174H43V173H42ZM47 174H48V172H47ZM49 174H50V176H51V174H53V173H49ZM57 174H58V172H57ZM57 174H56V175H57ZM64 174L67 175V173H64ZM64 174H63V175H60V176H61V177H60L61 179L59 178V176H58L59 174H58V175H57V176H58V179H59V180H62V177L65 176ZM71 174H72V173L68 174V175L66 176V178L72 181L71 176H70ZM73 174H74V173H73ZM75 174H76V173H75ZM141 174H140V175H141ZM149 174H151V173H149ZM152 174H153V173H152ZM263 174H264V172H263ZM40 175H41V173H40ZM53 175H54V174H53ZM78 175H79V174H78ZM83 175H84V174H83ZM106 175H107V174H106ZM125 175H128V172H127V174H125ZM125 175H124V179H125V181H126L127 179L125 178ZM137 175H138V174H137ZM155 175H156V174H154V176H155ZM167 175H168V174H167ZM45 176H46V174H45ZM57 176H56V177H57ZM73 176H74V175H73ZM135 176H136V175H135ZM135 176H133V177H135ZM146 176H149V175H146ZM154 176H153V177H154ZM170 176H171V175H170ZM170 176H167V178H170ZM14 177H15V176H14ZM16 177H17V176H16ZM20 177H22V175H21ZM37 177H39V174H38ZM37 177H35V178H37ZM46 177L48 178V176H46ZM46 177H45V178H46ZM133 177H132V178H133ZM139 177H140V176H139ZM144 177H145V176H144ZM151 177H152V175H151ZM151 177H150V179H146V181H147V180H151V179H153V178H151ZM212 177H213V175H211V176L209 177V180H212V179H213ZM219 177H220V176H219ZM227 177H228V176H227ZM259 177H260V176H258V179H259ZM18 178H19V177H18ZM22 178H23V177H22ZM41 178H42V177H41ZM45 178H44V180H45ZM63 178H65V177H63ZM73 178H75V176H74ZM80 178H81V177H80ZM147 178H149V177H147ZM225 178H226V177H225ZM225 178H224V180H225ZM27 179H28V178H27ZM39 179H40V178H39ZM42 179H43V178H42ZM56 179H57V178H56ZM58 179H57V180H58ZM67 179H63L64 182L69 181V180H67ZM128 179H129V175H128ZM134 179H137V178H134ZM134 179H133V180H134ZM140 179H141V177H140ZM142 179H143V178H142ZM216 179H218V178H216ZM221 179H222V176H221ZM231 179H232V178H231ZM262 179H263V180H262ZM262 179H260V180H258V181H261V180L264 181V177H262ZM30 180H31V179H30ZM35 180H36V179H35ZM44 180H41V181L43 182ZM54 180H55V179H54ZM73 180H74V179H73ZM78 180H79V178H78ZM78 180H76V181H78ZM115 180H116V179H115ZM143 180L145 181V179H143ZM226 180H229V179H226ZM256 180H257V178H256ZM28 181H29V180H28ZM33 181H34V179H33ZM74 181H75V180H74ZM116 181H117V180H116ZM129 181H130V179H129ZM129 181H128V183H129ZM131 181H132V180H131ZM131 181H130V182H131ZM139 181H140V180H139ZM146 181H145V182H146ZM213 181H214V180H213ZM222 181H223V179H222ZM18 182H19V181H18ZM38 182H40V181H38ZM38 182H36V183L38 184ZM42 182H40L39 184H42ZM53 182H55V181H53ZM61 182H62V181H61ZM61 182H60V183H61ZM69 182H70V181H69ZM107 182H108V181H107ZM107 182H106V184H108ZM121 182H123V181H121ZM135 182H136V180H135ZM140 182H141V181H140ZM147 182L149 183V181H147ZM214 182H215V181H214ZM230 182H231V181H230ZM247 182L249 183L250 181H246L245 183H247ZM16 183H17V181H16ZM26 183H27V182H26ZM26 183H25V184H26ZM33 183H34V182H33ZM45 183H46V182H45ZM57 183H58V182H57ZM62 183H63V182H62ZM111 183H112V182H111ZM117 183H118V182H116V184H117ZM132 183H133V181H132ZM137 183H138V182H137ZM251 183H252V182H251ZM39 184H38V185H39ZM70 184H73V183L70 182ZM109 184H110V182H109ZM109 184H108V185H109ZM113 184H114V183H113ZM149 184H150V183H149ZM216 184H217V183H216ZM216 184H215V185H216ZM16 185H17V184H16ZM20 185H21V184H20ZM20 185H19V186H20ZM22 185H24V184H22ZM44 185H45V184H44ZM63 185H64V184H63ZM68 185H69V184H68ZM73 185H74V184H73ZM100 185H101V184H100ZM108 185H105V186L108 187ZM120 185H122V183H121ZM127 185H129V184H127ZM131 185H132V184H131ZM151 185H152V183H151ZM151 185H150V186H151ZM225 185H226V184H225ZM24 186H26V185H24ZM36 186H37V185H36ZM41 186H42V185H41ZM41 186L39 185V187H41ZM87 186H88V185H87ZM113 186H114V185H113ZM113 186H112V187H113ZM116 186H119V185H116ZM122 186H124V185H122ZM132 186H133V185H132ZM132 186H131V187H132ZM135 186H137V185H135ZM153 186H154V185H153ZM160 186H161V185H160ZM213 186H214V185H213ZM243 186H244V183H243ZM32 187H33V186H32ZM32 187H31V188H32ZM61 187H62V186H61ZM61 187H60V188H61ZM64 187L69 188V187H67V185L64 186ZM110 187H111V186H110ZM133 187H134V186H133ZM157 187H158V186H157ZM214 187H215V186H214ZM10 188H11V187H10ZM17 188H18V187H17ZM34 188H35V185H34ZM62 188H63V187H62ZM62 188H61V189H62ZM76 188H77V187H76ZM88 188H90V187H88ZM115 188H116V187H115ZM226 188H227V187H226ZM230 188H231V187H229V189L227 188V189L224 191L225 193H223L221 196H220V195H218V196H220L221 199H225V200L228 199V198H229V194L231 193ZM242 188H243V187H242ZM261 188H262V187H261ZM23 189H24V188H23ZM39 189H40V188H39ZM39 189H38V190H39ZM41 189H42V188H41ZM63 189H64V188H63ZM79 189H80V188H79ZM82 189H83V188H82ZM86 189H87V188H86ZM113 189H114V188H113ZM135 189H136V188H135ZM137 189H139V185H138V188H137ZM137 189H136V190H137ZM221 189H222V188H221ZM256 189H257V188H256ZM256 189H255V191H256ZM263 189H264V187H263ZM263 189H262V190H263ZM16 190L18 191V189H16ZM20 190H22L21 187H20ZM32 190H33V189H32ZM32 190H31V191H32ZM68 190H70V189H68ZM75 190H76V189H75ZM116 190H117V188H116ZM119 190H120V189H119ZM217 190H218V189H217ZM259 190H260V188H259ZM25 191H26V190H25ZM33 191H34V190H33ZM50 191H51V190H50ZM57 191H58V190H57ZM77 191H78V190H77ZM117 191H118V190H117ZM121 191H122V189H121ZM121 191H120V192H121ZM137 191H138V190H137ZM139 191H140V190H139ZM139 191H138V192H139ZM241 191H243V190H241ZM255 191H254V192H255ZM257 191H258V190H257ZM11 192H13V191H11ZM23 192H24V191H23ZM118 192H119V191H118ZM135 192H136V191H135ZM142 192H143V191H142ZM209 192H210V191H209ZM211 192H213V190H211ZM216 192H217V191H216ZM216 192H214V193H216ZM26 193H27V192H26ZM26 193H25V194H26ZM84 193H85V192H84ZM140 193H141V192H140ZM218 193H219V192H218ZM255 193H256V192H255ZM258 193H259V192H258ZM55 194H56V192H55ZM69 194H70V193L68 192V195H69ZM73 194H74V193H73ZM75 194H76V193H75ZM75 194H74V195H75ZM133 194H134V193H133ZM137 194H139V193H137ZM239 194H240V193H239ZM259 194L261 195V192H260ZM22 195H23V194H22ZM135 195H136V194H135ZM210 195H211V193H210ZM251 195H257V193H256V194H251ZM260 195L257 196L258 199H260V198H259ZM263 195H264V194H263ZM25 196H26V195H25ZM55 196H57V197L59 198L60 195L57 194V195H55ZM130 196H131V195H130ZM136 196H137V195H136ZM215 196H216V195H215ZM261 196H262V195H261ZM29 197H30V196H29ZM116 197H117V196H116ZM116 197H115V199H116ZM137 197H138V196H137ZM255 197H256V196H255ZM26 198H27V197H26ZM82 198H83V197H82ZM82 198H81V200H82ZM131 198H132V197H131ZM134 198H135V197H134ZM213 198H215V197H213ZM213 198H212V199H213ZM74 199H75V198H74ZM104 199H105V198H104ZM112 199H113V198H112ZM126 199H128V198H126ZM136 199H137V198H136ZM147 199H148V197H147ZM263 199H264V198H263ZM263 199H262V200H263ZM24 200H25V199H24ZM29 200H30V199H29ZM29 200H28V201H29ZM83 200H84V199H83ZM88 200H89V199H88ZM88 200H87V202L90 203L91 207H92V206H93V207H94V206H97V205H96L97 202H94L93 200H92L93 202H92L91 200H89V201H88ZM108 200H109V199H108ZM129 200H130V199H129ZM178 200H179V199H178ZM225 200H223V201H225ZM260 200H261V199H260ZM260 200L257 201V203H258V202H261ZM6 201H7V200H6ZM20 201H21V200H20ZM22 201H23V200H22ZM85 201H86V200H85ZM106 201H107V200H106ZM106 201H105V204H106ZM109 201H110V200H109ZM109 201H108V202H109ZM127 201H128V200H127ZM135 201H136V200H135ZM209 201H210V200H209ZM209 201H208V202H209ZM214 201H215V200H214ZM23 202H25V201H23ZM57 202H59V201H57ZM87 202L80 201V203H81V204L83 203V205H84L85 203H87ZM108 202H107V203H108ZM110 202H111V201H110ZM140 202H141V201H140ZM208 202H207V203H208ZM211 202H212V201H211ZM211 202H210V203H211ZM215 202H216V201H215ZM217 202H222V201L217 199ZM217 202H216V203H217ZM263 202H264V201H263ZM263 202H262V203H263ZM29 203H30V202H29ZM113 203H114V202H113ZM113 203H112V204H113ZM120 203H121V202H120ZM213 203H214V202H213ZM213 203H212V204H213ZM226 203H228L227 205H228L229 208L227 209L228 211H225V212H226V213H225V216H228L229 218H231V220H233L234 216H233V213H232L233 211L231 212V210H232V209H236L235 206L237 205V203L234 202L232 199L228 200V202H226ZM257 203H256V204H257ZM18 204H19V203H18ZM21 204L23 205V203H21ZM31 204H32V203H31ZM105 204H104V205H105ZM108 204H109V203H108ZM223 204H224V203H223ZM258 204H259V203H258ZM29 205H30V204H29ZM90 205H88V206H90ZM110 205H111V204H110ZM121 205H122V204H121ZM125 205H126V204H125ZM131 205H132V204L128 205V207L131 206ZM139 205H140V204H139ZM208 205H209V204H208ZM213 205H215V204H213ZM218 205H220V203H219ZM239 205H240V204H239ZM260 205H262V204H260ZM260 205H259V206H260ZM30 206H31V205H30ZM57 206L59 207L58 204H57ZM119 206H120V205H119ZM122 206H123V205H122ZM126 206H127V205H126ZM263 206H264V205H263ZM263 206H262V207H263ZM18 207H19V206H18ZM28 207H29V206H28ZM108 207H109V206H108ZM113 207H114V205H113ZM216 207H217V206H216ZM220 207H222V206H220ZM226 207H227V206H226ZM226 207H225V209H226ZM236 207H237V206H236ZM257 207H258V206H257ZM88 208H90V207H88ZM97 208H98V207H97ZM110 208H111V207H110ZM110 208H109V209H110ZM121 208H122V207H121ZM121 208H120V211H121ZM123 208H125V207H123ZM168 208H170V206H169ZM168 208H167V209H168ZM201 208H202V207H201ZM208 208L210 209V205H209ZM208 208H207V209H208ZM212 208H213V207H212ZM223 208H224V207H223ZM223 208H222V209H223ZM243 208L245 209V207H243ZM247 208H248V207H247ZM263 208H264V207H263ZM16 209H17V208H16V205L13 204V207H12L11 210H10V209H9V210L7 209L8 211H7V213H6L5 216H8V217H12V216H13V217H15V214H18V213L15 212ZM50 209H51V208H50ZM100 209H101V208H100ZM126 209H128V208H126ZM153 209L155 210V211H154V214H153V217H152V216H148L147 218L145 217V220H146V221H149V220H150V222H149L150 227H149V225H148L147 228L145 227V228H146V231H147V235L152 234V233H153L152 230H155V228H152V227H153L152 225H154L155 221L158 222L157 220H155V218H157V217L160 216L161 214H164L165 211L167 210V209H166V210H163V211H162V210H160V209H156V208H153ZM213 209H214V208H213ZM216 209H217V208H216ZM218 209H220V208H218ZM239 209H241V208H239ZM5 210H6V209H5ZM23 210H24V207H21L20 212H22ZM89 210H90V209H89ZM95 210H96V209H95ZM97 210H98V209H97ZM104 210H105V209H104ZM220 210H221V209H220ZM242 210H243V209H242ZM11 211H12V212H11ZM13 211H14V212H13ZM114 211H117V210H114ZM169 211H170V210H169ZM198 211H199V210H198ZM204 211H206L205 208H204ZM207 211H208V210H207ZM213 211H215V210H213ZM252 211H253V210H251V212H252ZM29 212H30V211H29ZM88 212H89V211H88ZM95 212H96V211H95ZM167 212H168V211H167ZM201 212L203 213V211H201ZM210 212H211V209H210ZM210 212H208V213H210ZM218 212H219V211H218ZM222 212H223V211H222ZM228 212H229V213H228ZM244 212H245V210H243V213H244ZM0 213H1V212H0ZM91 213H92V212H91ZM96 213H97V212H96ZM100 213H102V212H100ZM198 213H200V212H198ZM198 213H196V214H198ZM211 213H212V212H211ZM215 213H217V211H215ZM215 213H213L212 215H208L209 217L205 214V212H204L203 215H206V216L208 217V218L205 217V218H206V221H209V220H208L209 218H212V219H213V218L216 216ZM227 213H228V214H227ZM253 213H254V211H253ZM83 214H84V212H83ZM86 214H87V213H86ZM119 214H120V213H119ZM196 214H195V215H196ZM217 214H218V213H217ZM222 214H223V213H221V215H222ZM226 214H227V215H226ZM239 214H240V213H239ZM89 215H90V213L88 214V216H89ZM98 215H99V214H98ZM115 215H116V213H115ZM199 215H200V214H199ZM199 215H198V216H199ZM219 215H220V214H219ZM234 215H235V214H234ZM241 215H244V214L241 213ZM241 215H239V217H240ZM3 216H4V214H3ZM83 216H84V215H83ZM102 216H103V214H102ZM117 216H118V215H117ZM164 216H165V215H164ZM196 216H197V215H196ZM200 216H201V215H200ZM217 216H218V215H217ZM232 216H233V218H232ZM237 216H238V215H237ZM250 216H251V215H250ZM263 216H264V215H263ZM17 217H18V216H17ZM33 217H34V216H33ZM90 217H91V216H90ZM96 217H98V216H96ZM100 217H101V216H100ZM118 217H119V216H118ZM191 217H194V215L191 216ZM220 217H223L222 219L225 218L224 215H223V216H220ZM245 217H246V215H245ZM259 217H260V216H259ZM35 218H36V217H34V219H35ZM41 218H42V217H41ZM44 218H45V217H44ZM164 218H166V217H164ZM202 218H203V217H202ZM216 218H217V217H216ZM226 218H227V217H226ZM237 218H238V217H236L235 219H237ZM254 218L256 219L255 215H254ZM39 219H40V218H39ZM84 219H85V218H84ZM86 219H88L87 216H86ZM153 219H154V220H153ZM198 219H199V217H198ZM198 219H197V220H198ZM203 219H204V218H203ZM203 219L200 218V220H203ZM219 219H220V218H219ZM219 219H218V220H219ZM258 219H259V218H258ZM41 220H42V219H41ZM102 220H104V219H102ZM116 220H117V219H116ZM118 220H119V219H118ZM120 220H121V219H120ZM152 220H153V222H151ZM166 220H167V219H166ZM200 220H199L198 222H195V223H197V224L199 223V225H200V223H201ZM224 220H225V219H224ZM224 220H223V222H225ZM23 221H24V219L19 220V221L17 222V224H18V223H21V222H23ZM83 221H84V220H83ZM88 221H89V220H88ZM88 221H87V222H88ZM193 221H196V220H193ZM41 222H43V221H41ZM105 222H106V221H105ZM105 222H104V223H105ZM116 222H117V221H116ZM161 222H162V221H161ZM163 222H164V221H163ZM168 222H169V221H168ZM219 222H221V220H220ZM219 222H218V223H219ZM242 222L244 223V220H243ZM242 222H241L240 225H242ZM12 223H13V222H12ZM44 223H45V222H44ZM84 223H86V220L84 221ZM90 223H91V222H90ZM107 223H108V222H107ZM107 223H106V224H107ZM110 223H111V222H110ZM146 223H148V222H146ZM166 223H167V222H166ZM177 223H178V222H177ZM188 223H189V222H188ZM190 223H191V222H190ZM210 223H211V222H210ZM236 223H237V222H236ZM29 224H30V223H28V225H29ZM41 224H42V223H40V225H41ZM92 224H93V223H92ZM106 224H104V225H106ZM123 224H124V223H123ZM127 224H128V223H127ZM158 224H160V223H158ZM162 224H164V223H162ZM168 224H170V222H169ZM192 224H193V222H192ZM197 224H196V225H197ZM207 224H208V223H207ZM36 225H38V224H36ZM44 225H45V224H44ZM102 225H103V224H102ZM115 225H117V223H116ZM115 225H114V226H115ZM132 225H133V223H132ZM155 225H156V224H155ZM184 225H185V224H184ZM184 225H183V227H184ZM213 225H214V224H213ZM231 225H232V224H231ZM17 226H19V228H21V226L24 227L23 223H21V225H17ZM38 226H39V225H38ZM87 226H88V225H87ZM92 226H93V225H92ZM133 226H134V225H133ZM157 226L159 227V225H157ZM160 226H161V225H160ZM164 226H166V224H165ZM164 226H162L163 229H165ZM190 226H191V225H190ZM190 226H189V227H190ZM192 226H193V225H192ZM203 226H204V224H203ZM229 226H230V225H229ZM27 227H28V226H26V228H27ZM119 227H120V226H119ZM124 227H125V226H124ZM158 227H156V228H158ZM186 227H187V226H186ZM204 227H205V226H204ZM218 227H219V226H218ZM227 227H228V226H227ZM34 228H35V227H34ZM37 228H38V227H37ZM53 228H54V227H53ZM89 228H91V225H90ZM95 228H96V227H95ZM159 228H160V227H159ZM195 228H196V227H195ZM229 228H230V227H229ZM49 229H50V228H49ZM115 229H116V228H115ZM138 229H139V228H138ZM161 229H162V228H161ZM163 229H162V230H163ZM167 229H168V228H167ZM196 229H197V228H196ZM220 229H222L223 232H224V228H223V226H222V228H221V226H220ZM226 229H227V228H226ZM230 229H231V231L233 232V233H232V236H231V237L229 236V238H228V237H227L228 235H227L226 237L220 235V237H218L217 239L214 240V243H215L216 246L214 245L213 248H214L215 250L220 251V252H221V251H224V252L226 251V252H227V251H229V250H232L231 247H232V248H233V247H236L237 249L233 248V249L236 250V251H235V254L232 256V258L230 257L231 259H229L230 261H229L227 264H229V263H230V264H243V262H245V259H244V258H241V257L239 256V253H240V250H242V249L245 248V244H244L245 242H244V240H242L241 236L238 234V233H239L238 230L235 231V230L232 229V227H231ZM230 229H228V230H230ZM94 230H95V229H94ZM98 230H99V229H98ZM157 230H158V229H157ZM159 230H160V229H159ZM203 230H204V229H203ZM24 231H26V229H25ZM34 231H37V230H34ZM34 231H33V232H34ZM55 231H56V230H55ZM74 231H75V230H74ZM79 231H80V230H78V232H79ZM95 231H97V230H95ZM186 231H187V230H186ZM193 231H194V230H193ZM193 231H192V233H193ZM195 231H196V230H195ZM219 231H221V230H219ZM18 232H19V229H17L16 234H17ZM20 232H21V231H20ZM30 232H32V231H30ZM75 232H77V231H75ZM91 232H92V231H91ZM162 232H163V231H162ZM165 232H166V231H165ZM190 232H191V231H190ZM197 232H198L197 234H199V230H198V229H197ZM226 232H227V230H226ZM229 232H230V231H229ZM254 232H255V231H254ZM39 233H40V232H39ZM71 233H72V235H73V230H71ZM71 233H70V234H71ZM89 233H90V231H89ZM95 233H96V232H95ZM95 233H94V234H95ZM124 233H125V231H124ZM156 233H157V232H156ZM159 233H160V231H159ZM214 233H215V232H214ZM255 233H256V232H255ZM40 234L42 235V233H40ZM46 234H47V233H46ZM83 234H84V233H83ZM97 234H98V233H97ZM115 234H116V233H115ZM137 234H138V233H137ZM166 234H168V231L166 232ZM194 234H195V233H193V235H194ZM200 234H201V233H200ZM227 234H228V233H227ZM241 234H242V233H241ZM52 235H53V234H52ZM52 235H51V234L46 235V237H47L46 240H49V237L51 238ZM76 235H79V234H76ZM84 235H86V234H84ZM132 235H133V234H132ZM135 235H136V234H134L133 237H134ZM144 235H145V234H144ZM188 235H189V234H188ZM212 235H213V234H212ZM253 235H256V234H253ZM258 235H261V234H258ZM262 235H263V234H262ZM21 236H22V235H21ZM21 236H20L19 234H17V235H15V237H13V239H14L15 241H17V240H19V239L22 240ZM44 236H45V235H44ZM61 236H62V235H61ZM68 236H69V235H67V237H68ZM88 236H89V235H88ZM88 236H87V237H88ZM99 236H100V235H99ZM114 236H116V235H114ZM119 236H120V235H119ZM126 236H128V235H126ZM157 236H159V235H157ZM181 236H182V235H180V237H181ZM185 236H186V235H185ZM189 236H190V235H189ZM199 236H200V235H199ZM199 236H198V237H199ZM256 236H257V235H256ZM263 236H264V235H263ZM62 237H64V236H62ZM76 237H77V236H76ZM78 237H79V236H78ZM81 237H82V236H81ZM85 237H86V236H85ZM124 237H125V236H124ZM146 237H147V236H146ZM169 237H170V236H169ZM191 237H192V236H191ZM193 237H194V236H193ZM193 237H192V238H193ZM242 237H243V236H242ZM249 237H250V236H249ZM251 237H253V236L251 235ZM58 238H59V237H58ZM70 238L72 239V237H70ZM120 238H121V237H120ZM120 238H118V239H120ZM167 238H168V236H167ZM167 238H164V239H163V238L161 237V240H162V239L165 240V239H167ZM176 238H177V237H176ZM176 238H175V239H176ZM182 238H183V237H182ZM201 238H202V237H201ZM201 238H200V239H201ZM219 238H220V239H219ZM61 239H62V238H61ZM61 239H60V240H61ZM77 239H78V238H77ZM125 239H126V238H125ZM130 239H131V238H130ZM135 239H136V238H135ZM137 239H138V238H137ZM145 239H148V237L145 238ZM149 239H150V237H149ZM159 239H160V238H159ZM178 239H179V237H178ZM178 239H177V240H178ZM180 239H181V238H180ZM180 239H179V240H180ZM198 239H199V238H198ZM246 239H247V238H246ZM251 239H252V238H251ZM253 239H254V238H253ZM127 240H128V239H127ZM153 240H154V239H153ZM155 240H156V239H155ZM161 240H160V241H157V242H161ZM169 240H170V238H169ZM181 240H182V239H181ZM181 240H180V241H181ZM186 240H187V238H186ZM196 240H197V239H196ZM207 240H208V239H207ZM240 240H242L243 242H241ZM118 241H119V240H118ZM129 241H130V240H129ZM136 241H137V240H136ZM146 241H148L149 243L152 242L151 239H150V241H149V240H146ZM165 241H168V240H165ZM170 241H171V240H170ZM174 241H175V240H174ZM180 241H179V242H180ZM189 241H190V238H189ZM189 241H187V242L189 243ZM193 241H194V240H193ZM197 241H198V240H197ZM229 241H230V242H229ZM239 241H240V243H239ZM253 241H254V240H253ZM45 242L47 243V241H45ZM66 242H67V241H66ZM71 242H72V241H71ZM101 242H102V244H103L104 242H106L105 245H108V244L110 243V244H109V247H113V246H115V243H118V242L115 241V239L112 240V239L110 238L109 234H108V235H103V236H101ZM124 242H125V241H124ZM175 242H176V241H175ZM184 242H185V241H184ZM187 242H186V244H187ZM249 242H252V241L249 240ZM263 242H264V241H263ZM263 242H261L262 244L260 243L259 245H263ZM126 243H127V242H126ZM191 243H192V242H191ZM194 243H195V241H194ZM196 243H199V242H196ZM214 243H213V244H214ZM230 243H231V244H230ZM253 243H254V242H253ZM253 243H252L251 246L254 245ZM60 244H61V243H60ZM94 244H95V243H94ZM94 244H93V245H94ZM155 244H156V242H155ZM168 244H169V241H168ZM173 244H174V243H173ZM173 244H172V246H174ZM175 244H176V243H175ZM186 244H185V245H186ZM220 244H222V245H220ZM229 244H230V245H229ZM249 244H250V243H249ZM256 244H257V243H256ZM256 244H255V245H256ZM31 245H32V244H31ZM96 245H97V243H96ZM116 245H117V244H116ZM158 245H159V244H157V245H155V246L157 247ZM160 245H161V243H160ZM177 245H178V244H177ZM227 245H229V247H227ZM247 245H248V244H247ZM247 245H246V246H247ZM255 245H254L253 247H255ZM259 245H257V246H259ZM86 246H87V245H86ZM89 246H90V245H89ZM103 246H104V244L101 245V247H103ZM119 246H120V245H119ZM141 246H142V245H141ZM155 246H154V248H155L154 250L156 251L157 248H156ZM163 246H164V245H163ZM163 246H162V248H163ZM165 246H167V245L165 244ZM170 246H171V245H170ZM170 246H169V247H170ZM179 246H180V244H179ZM182 246H183V245H182ZM190 246L192 247V245H190ZM93 247H94V246H93ZM101 247H100V248H101ZM125 247H126V246H125ZM129 247H130V246H129ZM145 247H146V246H145ZM175 247H176V246H175ZM248 247H249V246H248ZM259 247H260V246H259ZM259 247H258V248H259ZM55 248H56V247H55ZM86 248H89V247H86ZM113 248H114V247H113ZM138 248H139V247H138ZM148 248H149V247H148ZM151 248H152V245H151ZM151 248H150V249H151ZM167 248H168V246H167ZM167 248H166V250H167ZM178 248H179V247H178ZM178 248H177V251H178ZM183 248H184V246H183ZM188 248H189V247H188ZM188 248H186V249H188ZM192 248H193V247H192ZM258 248H256V249H258ZM262 248H263V246H262ZM90 249H91V248H90ZM90 249H89V250H90ZM98 249H99V248H98ZM124 249H125V248H124ZM163 249L165 250V248H163ZM169 249H171V248H169ZM169 249H168V250H169ZM252 249H253V248H252ZM256 249H254V250H256ZM44 250H45V249H44ZM87 250H88V249H87ZM87 250H86V252H87ZM122 250H123V249H122ZM128 250H129V251H130V250L132 251V248H128ZM158 250H160V248H158L157 251H158ZM168 250H167V251H168ZM171 250H172V249H171ZM173 250H175V252L173 253V254L175 255V253H176V249H173ZM184 250H185V248H184ZM47 251H48V250H47ZM91 251H92V250H91ZM123 251H124V250H123ZM125 251H126V250H125ZM149 251H150V250H149ZM157 251H156V253H157ZM188 251H189V250H188ZM248 251H250V249H249ZM261 251H262V250H261ZM263 251H264V249H263ZM48 252H49V251H48ZM64 252H65V251H64ZM64 252H62V253H64ZM84 252H85V251H84ZM94 252H95V251H94ZM94 252H93V253H94ZM142 252H143V251H142ZM150 252H151V251H150ZM170 252H171V251H170ZM170 252H169V253H170ZM186 252H187V250H186ZM216 252H217V251H216ZM250 252H251V251H250ZM257 252H258V251H257ZM257 252H255V254H256V256H258V259H255V263H256V264H259V263L256 262V261L258 260V262L260 261V264H264V261H263V259L261 258V255H263L264 252H263V253L261 252L262 254H261V253H257ZM46 253H47V252H46ZM49 253H52V252H49ZM95 253H96V252H95ZM102 253H103V252H102ZM158 253H159V252H158ZM161 253H162V252H161ZM166 253H167V252H166ZM169 253H168V254H169ZM184 253H185V251H184ZM251 253H252V252H251ZM88 254H89V255H88ZM98 254H99V252H98ZM110 254H111V253H110ZM113 254H114V253H113ZM127 254H128V253H127ZM131 254H132V253H131ZM162 254H163V256H164V253H162ZM171 254H172V253H171ZM171 254H170V255H171ZM188 254H189V253H188ZM188 254H187V255H188ZM193 254H194V253H193ZM195 254H196V253H195ZM195 254H194V256H195ZM222 254H223V257H224V255H225L226 253H225V254L222 253ZM64 255H65V254H64ZM96 255H97V254H96ZM102 255H104V254H102ZM137 255H138V254H137ZM165 255H167V254H165ZM181 255H182V253H181ZM214 255H215V254H214ZM226 255H227V254H226ZM251 255H252V254H251ZM36 256H37V255H36ZM88 256H90V253H84V256L82 255L81 260L79 261L78 264H81V262H82V264H84V263H87V264L94 263V261H90V260H88ZM91 256L94 257L92 254H91ZM91 256H90V257H91ZM114 256H116V255H114ZM123 256H124V255H123ZM123 256H122V257H123ZM153 256H155V255H153ZM160 256H162V255H160ZM171 256H173V255H171ZM171 256H170V257H171ZM175 256L177 257V255H175ZM179 256H180V255H179ZM207 256H208V255H207ZM207 256H206V257H207ZM212 256H213V254H212ZM220 256H221V254H220ZM228 256H229V255H228ZM241 256H242V255H241ZM37 257H38V256H37ZM97 257H98V255H97ZM101 257H102V256H101ZM116 257H117V256H116ZM125 257H126V256H125ZM158 257H159V256H158ZM176 257H175V258H176ZM184 257H186V263H187V262H189V263L191 262L190 264H192V260H193V259H192L191 261H188V260H187V256H184ZM243 257H244V255H243ZM247 257H248V256H247ZM249 257H250V256H249ZM253 257H254V255H253ZM253 257H252L251 259H253ZM262 257H263V256H262ZM57 258H58V257H57ZM57 258H56V259H57ZM95 258H96V257H94V259H95ZM99 258H100V257H99ZM114 258H115V257H114ZM146 258H147V257H146ZM167 258H169V256H168ZM179 258H180V257H179ZM193 258H194V257H193ZM233 258H234V259H233ZM254 258H255V257H254ZM259 258H260L261 260H259ZM59 259H60V258H59ZM65 259H66V258H65ZM67 259H68V258H67ZM94 259H93V260H94ZM101 259H102V258H101ZM116 259H118V258H116ZM130 259H131V257H130ZM155 259H156V258H155ZM159 259H160V258H159ZM162 259H163V258H162ZM165 259H166V258H164V260H165ZM172 259H173V262H174V258H172ZM195 259H196V258H194V262H195ZM210 259H211V258H210ZM213 259H216V258H213ZM217 259H218V258H217ZM251 259H248V260H251ZM123 260H124V259H123ZM123 260H122V261H123ZM146 260H147V259H146ZM156 260H157V259H156ZM156 260H155V261H156ZM160 260H161V259H160ZM160 260H159V261H160ZM164 260H163V261H164ZM169 260H170V259H169ZM169 260H168V262H169ZM177 260H179L178 262H180V261H182L183 259L180 260V259L177 258ZM184 260H185V259H184ZM196 260H197V259H196ZM231 260H232V261H231ZM0 261H1V260H0ZM76 261H77V260H76ZM97 261H98V260H97ZM97 261L95 262V264H100L101 261H100V260H99V262H97ZM110 261H111V259H110L108 256H107L106 259H103V260H102V262H103L104 264H108V263H110ZM117 261H118V260H117ZM122 261H121V262H122ZM126 261H127V259H126ZM128 261H129V260H128ZM159 261H157V262H159ZM166 261H167V260H166ZM262 261H263V262H262ZM51 262H52V261H51ZM115 262H116V260H115ZM118 262H119V261H118ZM121 262H120V264H121ZM123 262H124V261H123ZM129 262H132V261H129ZM143 262H144V261H143ZM157 262H156V263H157ZM178 262H177V263H178ZM182 262H184V261H182ZM199 262H200V261H199ZM251 262H252V264L254 263L253 261H251ZM116 263H117V262H116ZM150 263H151V262H150ZM164 263H165V261H164ZM170 263H172V260H171ZM170 263H169V264H170ZM174 263H175V262H174ZM177 263H175V264H177ZM186 263H185V264H186ZM189 263H188V264H189ZM245 263H246V262H245ZM247 263H248V261H247ZM249 263H250V262H249ZM249 263H248V264H249ZM0 264H1V263H0ZM56 264H57V263H56ZM110 264H111V263H110ZM122 264H124V263H122ZM138 264H139V263H138ZM146 264H147V263H146ZM158 264H159V263H158ZM162 264H163V263H162ZM193 264H194V263H193ZM250 264H251V263H250Z\"/></svg>", "mask_w": 264, "mask_h": 264}]
</instances>
